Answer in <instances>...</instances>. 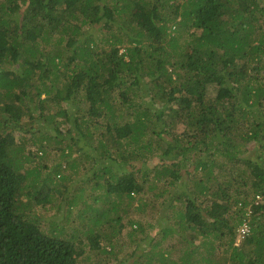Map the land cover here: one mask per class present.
Returning <instances> with one entry per match:
<instances>
[{"label": "trees", "instance_id": "trees-1", "mask_svg": "<svg viewBox=\"0 0 264 264\" xmlns=\"http://www.w3.org/2000/svg\"><path fill=\"white\" fill-rule=\"evenodd\" d=\"M62 139H83L93 187L117 198L68 237L22 198L75 203L44 158ZM84 234L90 264H264V0H0V264H86Z\"/></svg>", "mask_w": 264, "mask_h": 264}, {"label": "rangeland", "instance_id": "rangeland-1", "mask_svg": "<svg viewBox=\"0 0 264 264\" xmlns=\"http://www.w3.org/2000/svg\"><path fill=\"white\" fill-rule=\"evenodd\" d=\"M100 36H104V33H101ZM103 43H104V45L106 44L105 41ZM124 48H125V45H121L119 53H121ZM30 106H31V104H30ZM49 106L50 105H48L46 107V110L48 112H51V113L53 111L57 110V108H58V106H56V105H51V107H49ZM73 109H74V107H73ZM39 113H40L39 109H35L33 112V115L36 116ZM27 118H28V116H25V117H23V120H26ZM43 125H44V122L39 123L40 127H42ZM156 129H157V127H156ZM42 130H43V132H42V134H40L39 137L45 136L46 133H48L50 131V130L49 131L44 130V127L42 128ZM51 130H52L51 131L52 135H55L54 130L53 129H51ZM162 137L164 139H168V137L165 136V134H163ZM82 140H81V142H79L80 146L82 145V142H83ZM65 141H66V139H62L60 143L56 142V143L49 144V153L44 158L47 159L48 161H51L54 165L58 164V166H60V167H61V164H65V166H64V168H65V170H64V174H65L64 181L68 186V188L66 187V189L68 191L67 196L74 198L75 203H74L73 199L66 198L65 195H64V198H65L64 200L62 199V197L58 198L57 194L54 192H51L50 195L54 196V200L56 198V201H55L56 205L51 206L52 202H50L46 199H44L42 201H36V199L34 198L33 195H31L30 197L25 196V194H27L26 190H32V186H28L24 189L25 194L22 197L23 202H26L28 204L31 203L30 208H31L32 216L34 214L36 216L35 217L36 219L43 221L45 228L50 229V221L51 220H54V219L58 220L57 221L58 227L52 228V229H54L52 231V233L56 234L57 236H60V237L61 236L68 237L73 232L78 230L80 228L81 223H82L81 220L83 221V226H90L91 227V225L93 224L91 219L93 217L99 218V216L97 214L99 212L104 211V210H109L110 207L112 205H114L113 204L114 201H116V199H117L114 194L108 195L107 191L103 187H101V188H94L93 187L92 180H90V179H93V177H91L92 171L93 172L98 171V169H101V167L98 164H94L91 160L85 161L86 167H84V164H83L84 162L79 161L80 160L79 155L81 152L86 154V151H82L79 148V144L76 146H72V148H69L66 146L67 143H65ZM76 147H78V149ZM82 147H84V146L82 145ZM82 149H84V148H82ZM88 155H89V157H91L89 153H88ZM75 159H76V162L78 164H77L76 168L73 170V164L75 162ZM177 162L181 164V168L183 167L182 171H181L183 176L188 178V175H185V172L187 170H189L192 173L193 172L192 165L189 164L187 166L186 162H180V161H175L174 163H177ZM247 187L248 186H245V189ZM162 190H163V187L160 188V192ZM178 190H179V185H177V187L175 188V192H177ZM250 192H252V191L250 190ZM34 194H35V196H38L37 198H39L40 193L36 194V192H35ZM142 194L147 195L146 193H142ZM142 194H140V195L134 194V196L141 198ZM250 198H251V196H249L247 199L250 200ZM123 199H125L123 201V203H126L127 202L126 198L124 197ZM66 200H70V204H71L70 207L67 205ZM136 203H137V201H135V204ZM59 204H63V206L59 207L58 206ZM68 209L71 211V215H68V212H67ZM246 209L249 210V207H247ZM81 210H84L85 212L83 213V215L81 217H78L77 214ZM153 210H154V212L152 215L154 216V218L152 219L150 214L152 213ZM109 211H110V218L112 216L116 217V214H117L116 212L112 213L111 210H109ZM160 211H161V206H159L158 208H153L151 203H149L148 207L146 208V211L144 210L142 212V213H146V214H144V218L142 221V225L144 226L145 232L146 231H147V233L154 232V233L158 234V231L160 230V225H158L157 219L160 220L162 226H163L162 221L168 220L165 217H163L162 219L158 218L160 215ZM249 212L250 211H248L247 214H249ZM167 213L170 214V211L167 210ZM129 218L137 219V217H135V216H130ZM127 220H128V217L124 218L123 222L127 223ZM133 227H130L127 224H125L123 231L120 233L119 242H123L122 245H124V247H126L124 249V251L119 254L120 256L122 255L121 258L125 255V252H129L127 249L128 248V242H129V239L134 238V236L132 237L128 233H129V231H131L133 229ZM237 228H238V226H237ZM237 228H235L236 230L234 229V233H235V243L234 244L235 245H237L239 240L243 237L242 234L239 232V229H237ZM80 234H82V233H80ZM161 236H162V234H160L156 239H159ZM172 236H174V235H170V234L167 235L164 238L162 244L159 246V248L164 247L168 244L172 245L173 247H178V244H180V242L178 240H175V239L171 240ZM86 237H87L86 234L80 236L81 239H84L83 242L80 243V246L83 247L84 249H86L84 251V255L82 256V257H84V261H85V262L84 261L83 262L86 264H90L91 262H93L96 259V257L93 255V252L90 251V247L88 246L87 241L85 240ZM175 238H177V237H175ZM215 241L220 242V240H215ZM144 250H145V246H139V248H136L133 252H131L129 254L127 260H129V259L132 260L135 258V259L141 260V262H142V260L144 259V253L147 255L151 254V250H147L146 252H144ZM106 264H111V263H106Z\"/></svg>", "mask_w": 264, "mask_h": 264}, {"label": "built area", "instance_id": "built-area-1", "mask_svg": "<svg viewBox=\"0 0 264 264\" xmlns=\"http://www.w3.org/2000/svg\"><path fill=\"white\" fill-rule=\"evenodd\" d=\"M261 198H262L261 195H258V196H257V200H259V199H261ZM248 230H249L248 225H247L246 223H244V224L240 227L239 232L242 234V236H244V235L248 232Z\"/></svg>", "mask_w": 264, "mask_h": 264}, {"label": "clouds", "instance_id": "clouds-1", "mask_svg": "<svg viewBox=\"0 0 264 264\" xmlns=\"http://www.w3.org/2000/svg\"><path fill=\"white\" fill-rule=\"evenodd\" d=\"M259 195H261V196H263V194H260V193H258ZM244 224V223H243ZM242 224V225H243ZM247 225H248V227H249V224L248 223H246ZM242 225H240V226H238V229H240V227L242 226ZM250 230V229H249ZM246 235V234H245Z\"/></svg>", "mask_w": 264, "mask_h": 264}]
</instances>
